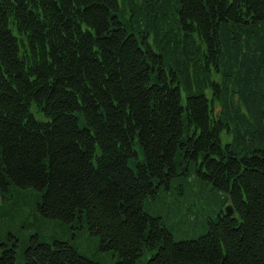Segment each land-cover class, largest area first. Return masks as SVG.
<instances>
[{
	"label": "trees",
	"instance_id": "obj_1",
	"mask_svg": "<svg viewBox=\"0 0 264 264\" xmlns=\"http://www.w3.org/2000/svg\"><path fill=\"white\" fill-rule=\"evenodd\" d=\"M181 159L221 203L175 240L142 205ZM20 195L117 264H264V0H0V202ZM20 257L98 264L38 234Z\"/></svg>",
	"mask_w": 264,
	"mask_h": 264
},
{
	"label": "rangeland",
	"instance_id": "obj_2",
	"mask_svg": "<svg viewBox=\"0 0 264 264\" xmlns=\"http://www.w3.org/2000/svg\"><path fill=\"white\" fill-rule=\"evenodd\" d=\"M180 163L176 166L178 174L169 178L167 187L148 196L142 205L145 213L161 218L175 240L191 239L203 233L208 218H214L221 203V195L197 176L192 162L181 159ZM33 200L32 195L28 198L20 195L14 206L0 202V241L18 245L14 247L16 264L22 260L20 249L26 245V239L35 234L42 242L51 243L53 239L69 242L80 255L98 264H117L115 255L98 248V237L88 232L85 221L64 222L43 217L34 209Z\"/></svg>",
	"mask_w": 264,
	"mask_h": 264
},
{
	"label": "water",
	"instance_id": "obj_3",
	"mask_svg": "<svg viewBox=\"0 0 264 264\" xmlns=\"http://www.w3.org/2000/svg\"><path fill=\"white\" fill-rule=\"evenodd\" d=\"M223 213L226 215H231L232 214V209L229 204H226L223 206Z\"/></svg>",
	"mask_w": 264,
	"mask_h": 264
},
{
	"label": "flooded vegetation",
	"instance_id": "obj_4",
	"mask_svg": "<svg viewBox=\"0 0 264 264\" xmlns=\"http://www.w3.org/2000/svg\"><path fill=\"white\" fill-rule=\"evenodd\" d=\"M1 243V242H0ZM2 244H5L6 245V243H2Z\"/></svg>",
	"mask_w": 264,
	"mask_h": 264
},
{
	"label": "bare ground",
	"instance_id": "obj_5",
	"mask_svg": "<svg viewBox=\"0 0 264 264\" xmlns=\"http://www.w3.org/2000/svg\"><path fill=\"white\" fill-rule=\"evenodd\" d=\"M226 205V204H225Z\"/></svg>",
	"mask_w": 264,
	"mask_h": 264
}]
</instances>
